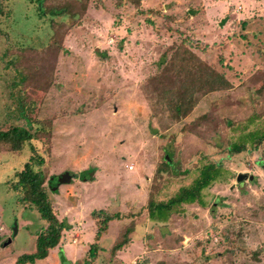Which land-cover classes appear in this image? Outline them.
<instances>
[{
    "label": "rangeland",
    "instance_id": "obj_1",
    "mask_svg": "<svg viewBox=\"0 0 264 264\" xmlns=\"http://www.w3.org/2000/svg\"><path fill=\"white\" fill-rule=\"evenodd\" d=\"M63 5L77 14L48 10ZM182 41L232 87L200 96L174 121L162 91L180 79L164 67ZM10 127L34 136L18 153L0 145V264L34 253L46 226L7 185L29 158L73 230L33 264H62L60 251L75 264H264V141L229 151L264 130V0H142L138 9L126 0H0V131ZM206 164L222 173L203 191L205 205L152 222L148 201H167ZM241 173L253 180L237 183ZM65 174L70 182L52 192ZM98 210L123 217L91 259ZM130 222L128 245L111 255Z\"/></svg>",
    "mask_w": 264,
    "mask_h": 264
},
{
    "label": "trees",
    "instance_id": "obj_2",
    "mask_svg": "<svg viewBox=\"0 0 264 264\" xmlns=\"http://www.w3.org/2000/svg\"><path fill=\"white\" fill-rule=\"evenodd\" d=\"M123 1V0H120ZM129 4L139 8L142 0H126ZM85 9V7L83 6ZM53 14H69L72 17L77 14L69 5H63L56 10L51 7ZM142 14H154V11H141ZM149 19V18H148ZM168 66L172 71H176L180 79V85L162 91L166 101L170 116L174 121H181L194 108L200 96L219 91H226L232 87L231 83L215 67L201 60L190 48L182 41L175 49L171 58L168 60ZM34 134L28 130L19 127H10L5 131H0V145H7L9 150L14 153L22 151L23 145L33 139ZM264 141V130L251 131L242 136L240 141L231 144L230 152L239 153L245 149L247 143L256 149V145ZM34 160V159H33ZM32 158H29L23 165V169L14 173L13 180L6 184L17 193V200L23 206L34 208L40 218L46 223L45 228L35 237V252L32 254H23L17 258L15 264H33L35 261L44 260L48 257L51 250L56 248L61 240V233L66 228L64 221H60L53 209L52 198L44 188L46 177L42 170H33ZM38 164V165H37ZM37 167L42 166V160L39 159ZM168 167L169 165L165 163ZM221 168L216 164L204 165L198 174V177L187 187H181L173 197L165 202L148 201L147 216L152 222L165 223L170 217L178 212L181 206L198 204L204 206L202 199L204 190L210 188L213 183L219 182L221 178ZM92 178V177H91ZM89 179V178H87ZM91 217L96 223V234L94 243L90 245L89 257L94 259L101 251L97 245L106 234L110 222L121 220L122 215L107 214L103 210L94 211ZM135 224L130 222L123 227L120 235L110 246V254L114 255L130 241V235L134 232ZM63 252L60 251V260L62 264H67Z\"/></svg>",
    "mask_w": 264,
    "mask_h": 264
},
{
    "label": "water",
    "instance_id": "obj_3",
    "mask_svg": "<svg viewBox=\"0 0 264 264\" xmlns=\"http://www.w3.org/2000/svg\"><path fill=\"white\" fill-rule=\"evenodd\" d=\"M245 180L252 181L253 179H252L251 176L249 177L247 174H244V173L237 174V176H236V182H237V183H242V182H244ZM69 182H70V178L68 177L67 174H65L62 178H60L57 182H55L54 185H52V183L49 184V185H50V190H51L52 192H55V191L58 189V187H59L60 184H65V183L68 184ZM16 233H17V223L14 222V224H13V233H12V236H15ZM8 244H9V240L3 242V243L1 244V248L6 247Z\"/></svg>",
    "mask_w": 264,
    "mask_h": 264
},
{
    "label": "crops",
    "instance_id": "obj_4",
    "mask_svg": "<svg viewBox=\"0 0 264 264\" xmlns=\"http://www.w3.org/2000/svg\"><path fill=\"white\" fill-rule=\"evenodd\" d=\"M65 207V206H64ZM53 209L54 210H56L55 208H54V204H53ZM57 213V212H56ZM57 217H58V213H57ZM61 221V220H60ZM64 221V220H63ZM94 222V224H95V221H93ZM68 224H70V222L68 223ZM68 227V230L67 231H65V230H63L62 231V234L63 233H71V234H73L72 232H73V230L69 227V226H67ZM70 228V229H69ZM60 242H61V244H62V242H63V236H61V240H60ZM67 245H70L69 243H67L66 245H64V246H67ZM76 245V244H75ZM75 245H73V246H75ZM64 246H63V248H64ZM70 246H72V245H70ZM73 250V249H72ZM64 251H66L65 250V248H64ZM73 254L75 255V251H73ZM66 256H67V254H66ZM68 257V256H67ZM74 257H76V256H74ZM68 259V261H70L69 262V264H75V261H74V259L72 260V259H70V258H67ZM45 260V259H44ZM43 260V261H44ZM77 261V260H76ZM68 264V263H67Z\"/></svg>",
    "mask_w": 264,
    "mask_h": 264
}]
</instances>
